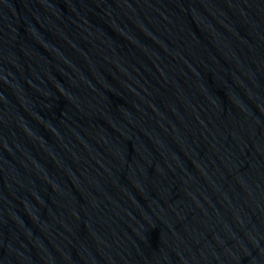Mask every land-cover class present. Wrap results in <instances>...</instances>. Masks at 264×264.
Masks as SVG:
<instances>
[{"label": "water", "instance_id": "1", "mask_svg": "<svg viewBox=\"0 0 264 264\" xmlns=\"http://www.w3.org/2000/svg\"><path fill=\"white\" fill-rule=\"evenodd\" d=\"M0 264H264V0H0Z\"/></svg>", "mask_w": 264, "mask_h": 264}]
</instances>
